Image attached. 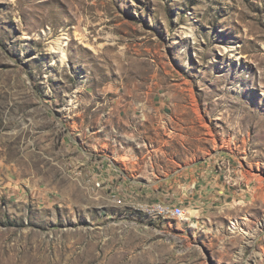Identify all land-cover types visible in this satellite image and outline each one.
<instances>
[{"label": "rangeland", "instance_id": "1", "mask_svg": "<svg viewBox=\"0 0 264 264\" xmlns=\"http://www.w3.org/2000/svg\"><path fill=\"white\" fill-rule=\"evenodd\" d=\"M0 264H264V0H0Z\"/></svg>", "mask_w": 264, "mask_h": 264}, {"label": "built area", "instance_id": "2", "mask_svg": "<svg viewBox=\"0 0 264 264\" xmlns=\"http://www.w3.org/2000/svg\"><path fill=\"white\" fill-rule=\"evenodd\" d=\"M152 209H154L156 212H166L169 215H172L174 217H182L184 215L182 207H180V208H171V209H162V208H159V207H154Z\"/></svg>", "mask_w": 264, "mask_h": 264}, {"label": "bare ground", "instance_id": "3", "mask_svg": "<svg viewBox=\"0 0 264 264\" xmlns=\"http://www.w3.org/2000/svg\"><path fill=\"white\" fill-rule=\"evenodd\" d=\"M159 208H162V209H171V208H180V206H172V207H169V206H159ZM158 213L161 214V215H164V216H172V215H169L166 212H158ZM172 217H174V216H172ZM175 218H181V217H175Z\"/></svg>", "mask_w": 264, "mask_h": 264}]
</instances>
